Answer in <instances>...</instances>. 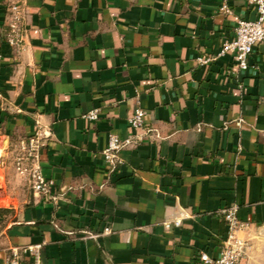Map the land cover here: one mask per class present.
<instances>
[{"label": "crops", "instance_id": "obj_1", "mask_svg": "<svg viewBox=\"0 0 264 264\" xmlns=\"http://www.w3.org/2000/svg\"><path fill=\"white\" fill-rule=\"evenodd\" d=\"M222 1L0 0V264L12 249L21 264H204L234 204L240 264H264V43L246 71L231 51L199 63L256 15ZM15 3L21 46L6 40ZM37 122L51 133L39 165L55 200L15 164ZM112 134L131 139L121 164L103 154ZM183 209L193 216L164 225Z\"/></svg>", "mask_w": 264, "mask_h": 264}, {"label": "built area", "instance_id": "obj_2", "mask_svg": "<svg viewBox=\"0 0 264 264\" xmlns=\"http://www.w3.org/2000/svg\"><path fill=\"white\" fill-rule=\"evenodd\" d=\"M247 2L255 9V17L239 18L235 27L234 37L226 40L222 49L216 55L199 57V63L207 64L231 51L234 53V60L239 70L246 71L254 67L250 61L251 54L257 44L264 43V0H247ZM219 9L222 12L230 13L231 7L228 0H223ZM10 10L12 14L7 22L8 32L6 40L13 46H21L24 38V29L22 27L24 11L18 3L12 4ZM145 115L146 111L144 109L137 108L129 120L130 125L135 128L142 126ZM89 118H98V110L90 112ZM37 126L34 134L21 141L20 151L16 156L15 164L19 171L30 174L34 192L55 200L57 196L53 194L54 181L44 176L39 165L41 147L51 133L43 130L39 122H37ZM130 143V138L122 139L116 134L110 135L108 145L103 150L106 161L111 165L121 164V150L125 145ZM238 211L239 206L236 204L221 209V213L227 224V236L221 249V254L217 258H212L206 252H201V262L204 264H240L241 259L246 254L248 244L239 235V231L246 227V223L240 219ZM192 216L193 214L183 209L172 218L165 219L163 223L168 228L171 226H180L183 219ZM110 232H112V229L106 227L102 234H108ZM100 235L101 233L93 234L92 237H98ZM8 264H21V256L18 250L12 249Z\"/></svg>", "mask_w": 264, "mask_h": 264}, {"label": "rangeland", "instance_id": "obj_3", "mask_svg": "<svg viewBox=\"0 0 264 264\" xmlns=\"http://www.w3.org/2000/svg\"><path fill=\"white\" fill-rule=\"evenodd\" d=\"M4 155H5V152L4 151H2V153H1V158L3 159V157H4ZM0 158V159H1ZM2 177L0 176V182L2 183ZM30 185H31V189H32V184L30 183Z\"/></svg>", "mask_w": 264, "mask_h": 264}]
</instances>
